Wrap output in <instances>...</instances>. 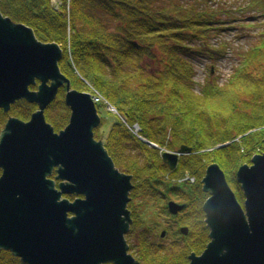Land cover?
<instances>
[{
	"label": "trees",
	"instance_id": "obj_1",
	"mask_svg": "<svg viewBox=\"0 0 264 264\" xmlns=\"http://www.w3.org/2000/svg\"><path fill=\"white\" fill-rule=\"evenodd\" d=\"M52 1L1 0L0 8L15 22L33 27L40 40L62 46L60 66L73 88H96L116 106L118 114L109 111L116 119L102 129V116L95 136L105 141L117 167L133 176V224L126 236L130 250L141 264H188L192 252L202 253L210 241L203 209L209 194L201 182L208 165L220 164L244 202L238 168L264 153V0H58V6ZM233 25L244 33L257 30V42L241 53L227 83L221 85L220 76L200 82L197 58L219 59L225 47L221 42L215 48L212 39ZM66 92L62 87L45 112L56 131L69 123ZM13 105L9 112L0 109V131L10 117L29 120L37 110L25 99ZM136 124L139 135L131 130ZM182 145L192 151L181 155L173 170L162 149ZM187 172L195 176L194 183L178 181ZM141 191L167 196L170 203L175 191L180 200L188 198V203L174 202L176 212L166 204L172 219L189 225L187 233L177 231L181 241L165 245L147 226L138 232L137 242L130 241L146 223L134 209ZM0 264L25 263L3 250Z\"/></svg>",
	"mask_w": 264,
	"mask_h": 264
},
{
	"label": "water",
	"instance_id": "obj_2",
	"mask_svg": "<svg viewBox=\"0 0 264 264\" xmlns=\"http://www.w3.org/2000/svg\"><path fill=\"white\" fill-rule=\"evenodd\" d=\"M63 56L59 43L40 40L0 8V109L9 112L22 99L37 105L29 120L12 116L0 131V252L25 264H141L126 237L133 176L96 138L103 118L91 92L72 88ZM64 86L71 114L56 131L45 112ZM191 151L182 145L163 159L174 170ZM237 181L244 202L220 164L208 165L201 182L210 241L188 264H264V153L239 167Z\"/></svg>",
	"mask_w": 264,
	"mask_h": 264
},
{
	"label": "rangeland",
	"instance_id": "obj_3",
	"mask_svg": "<svg viewBox=\"0 0 264 264\" xmlns=\"http://www.w3.org/2000/svg\"><path fill=\"white\" fill-rule=\"evenodd\" d=\"M52 2L55 6H58V3H59L58 0H53ZM239 30H240L239 28H236L233 25L230 27L229 30H226L223 35L212 39V43L215 48L219 49V47L217 46H219L221 42L225 48L221 49L223 51H222V54H220L219 59L209 58L207 56L197 58V68H198L197 80H199L200 82H205L207 78L210 79L209 78L210 76H213V77L220 76L219 83L221 85L229 81V78L231 77L232 72L235 71L236 67L238 66V62L241 60V57H240L241 53H243L244 51H246L247 49L255 45V43L258 40V37L256 36L258 33L257 30L252 31L250 33H244V31H239ZM214 62H216L217 64L215 65ZM212 66H214V68H212ZM239 67L241 69L243 65L240 64ZM211 71L213 72V74L211 73ZM98 93L100 92L96 88H94L93 91H91L92 99L94 100L96 104H97ZM103 99L104 101L103 100L101 101V104H103L102 108H99L98 106L97 107H98V112L100 113V115L102 113L101 116L106 118V122H104L102 129H108L111 125L110 123L114 119H116L115 116H113L109 111L116 109V111H112L116 113L118 110L116 106L112 104H111L112 107L110 108L109 104L107 103L108 100H106L104 97ZM1 128H4V125H2ZM131 130L136 135H139L140 126L136 124L133 128H131ZM181 147L182 146H179V148H177V150H174L173 152L178 153ZM162 151L165 152L167 151V149L163 148ZM246 163H250V162H246ZM188 174L189 172H187V174L185 173L184 177H181L180 179H178V181L179 182L184 181V183L187 182L191 184L194 183L196 181L195 176L188 175ZM178 181H175V182L178 183ZM142 192L143 191L138 193L141 196H137L134 199V202H135L134 209L140 212L142 220L145 221L146 223L139 225L137 227V230L131 234L130 241L137 242V238H138L137 234L138 232L142 230L143 226L149 227L153 233L158 235L160 240L163 239L162 242L165 245H171V244H174V242L181 241L180 236H178L179 234L177 231H180L181 228L188 227L189 225L187 226V225L181 224L182 220H180L178 224L174 219H172L169 216V213L166 212V208L168 207L166 206V204L168 205L170 203L168 201L169 198L167 199V196L164 197L162 194H159V193L156 196V195L141 194ZM172 193H173L172 196H170L171 202H175L179 205L182 204L183 202H187V203L189 202L188 198H185L184 200L181 198L183 200L182 202V200L179 199V196L181 197L182 195H180L178 191H175ZM188 209L190 210V207H188ZM162 231L164 233L165 238L164 236L163 238L159 236L160 232ZM130 252L133 254V251L130 250Z\"/></svg>",
	"mask_w": 264,
	"mask_h": 264
},
{
	"label": "built area",
	"instance_id": "obj_4",
	"mask_svg": "<svg viewBox=\"0 0 264 264\" xmlns=\"http://www.w3.org/2000/svg\"><path fill=\"white\" fill-rule=\"evenodd\" d=\"M101 98H102V97H100L99 95H97V102L101 101ZM109 107L111 108L112 105H109ZM112 111H116V109H114V110H112Z\"/></svg>",
	"mask_w": 264,
	"mask_h": 264
}]
</instances>
